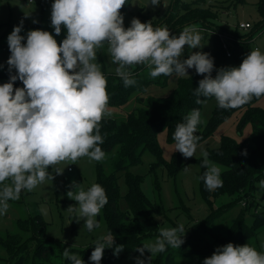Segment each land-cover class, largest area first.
Returning <instances> with one entry per match:
<instances>
[{"label":"clouds","instance_id":"clouds-1","mask_svg":"<svg viewBox=\"0 0 264 264\" xmlns=\"http://www.w3.org/2000/svg\"><path fill=\"white\" fill-rule=\"evenodd\" d=\"M125 4L126 0H54L51 26L57 36L62 28L67 33L61 43L40 29L29 30L23 43V21L7 37L11 53L7 65L9 72L14 69L16 74L0 84V215L7 213L8 201L18 200L23 190L32 191L46 179L53 180L50 167L69 161L76 164L83 157L97 162L105 158L100 146L104 142L101 121L112 113L107 79L97 62V51L105 45L126 88L136 84L130 69L145 65L153 79L173 73L188 76L187 70L194 68L204 78L193 94L214 97L220 109H236L264 96V52L259 48L251 50L238 67L217 69L213 78L214 58L209 53L194 52L181 60L185 46L200 48L202 36L195 26H185L177 36L165 26L154 27L133 18L125 28L121 14ZM159 4L160 0H151L152 6ZM17 80L23 87H14ZM202 102L196 100L197 104ZM184 121L176 125L173 139L175 151L190 158L199 140L195 133L201 123L200 110H191ZM242 154L247 155L246 150ZM201 155V167L207 169L201 177L206 188L213 191L222 187L221 169L209 160L207 151ZM63 170L57 168L55 173ZM258 187L264 191V180ZM67 196L78 204L68 211L77 212L88 231L100 227L96 217L108 203L100 184L93 183L85 190L73 183ZM185 233L183 224L161 227L155 241L137 251L143 255L147 250L151 261L167 246L180 248ZM113 245L110 231L96 241L90 260L100 264L105 248ZM123 248L116 246L114 255ZM63 256L71 264H84L70 248L64 249ZM136 264L146 262L136 258ZM203 264H264V252L248 244L228 243L217 247Z\"/></svg>","mask_w":264,"mask_h":264},{"label":"trees","instance_id":"trees-1","mask_svg":"<svg viewBox=\"0 0 264 264\" xmlns=\"http://www.w3.org/2000/svg\"><path fill=\"white\" fill-rule=\"evenodd\" d=\"M129 2L130 0H126L121 12L127 8ZM257 7L261 23H264V0H258ZM215 16L213 10L203 6L202 0L190 3L173 0L167 13L160 18L163 21L160 26L167 27L173 34L187 25L201 22L205 25L204 28L225 35L227 46L232 50L229 57L233 56L234 52L244 50L253 32L259 28L253 26L247 33L238 35L213 25L211 19ZM40 30L52 33L58 44L67 34L66 29L62 28L57 36L50 26L41 27ZM205 53L214 58V78L216 70L224 67L228 58L217 34L213 36V46L206 49ZM189 55L190 52H186L185 56ZM131 72L136 84L127 88L116 74L104 73L109 105L122 106L130 99H133V105L124 115L106 117L101 121L104 142L100 146L106 155L102 161H96V182L105 189L108 197V203L101 211L108 232L113 233L114 245L105 248L100 264H112L116 258L138 252L137 248L142 247L146 239L156 233L157 224L150 211L151 203L140 188L143 174L133 173L130 167L141 163L142 155L146 151L154 157L148 165V172L161 165L167 166L171 173L184 167L186 162L182 160L179 151L174 152L170 160L162 157L157 135L165 130L167 138L174 140L176 125L185 122L184 118L191 110L201 111L203 102L197 104L196 100L210 99L193 94L198 82L204 78L196 74L194 68L190 69L188 76H178L172 90L164 95L146 94V90L150 85L166 86L170 76L161 75L153 79L145 65H137ZM14 74L16 73H10L6 69L0 70V78L6 82H9L10 75ZM22 85L19 80L14 82V87ZM257 99L253 98L250 103L236 109H220L217 104L211 109L204 125V133L198 136L199 142L212 135L213 128L235 110H242L238 128L249 123L250 134L241 141L224 135L220 137L217 146L205 148L204 151L209 153V160L221 169L223 186L213 191H209L201 179L207 170L201 167L203 156L192 158L200 166L199 190L208 204L209 213L192 226L189 236L184 238L180 248L167 246L165 252L151 259V264H203V260L210 257L217 247L228 243L235 246L247 244L260 226L264 225V209L259 208L260 202L253 195L256 181L264 180V107L255 103ZM245 150L247 155L242 154ZM105 160L109 162L110 172L105 171ZM120 178L125 185L123 193L120 190ZM221 195L232 199L215 210L212 207L213 200ZM120 201H123V204ZM233 206H238L239 209L228 217L227 213ZM45 225V221L37 214L19 219L18 227L29 231L30 235L26 239H22L17 233L8 235L7 239L0 238V247L6 252V257H0V264H45L58 256L63 247L59 244L52 246L48 242L44 232ZM118 245L124 246L123 251L114 255ZM94 248L95 243L78 252L84 264H91L90 256Z\"/></svg>","mask_w":264,"mask_h":264},{"label":"rangeland","instance_id":"rangeland-1","mask_svg":"<svg viewBox=\"0 0 264 264\" xmlns=\"http://www.w3.org/2000/svg\"><path fill=\"white\" fill-rule=\"evenodd\" d=\"M172 1L160 0L158 6H152L151 0H130L127 8L121 12L124 17L125 28L130 26L133 18H138L141 22H151L153 26H160L163 22L160 18L167 13ZM192 1L194 0H178L180 3H190ZM257 1L202 0L205 8L211 9L216 13V16L211 19L212 24L215 26L222 27L230 32H236L238 35L248 32V30L238 28L237 25L240 22L248 21L252 24V27H259L253 32L244 50H240L238 53L234 52L233 56L226 59L224 68L238 67L248 53L255 48H259L264 52V23H261ZM53 2L54 0H0V65H3L0 70H9L7 60L11 53L7 37L13 31L14 26L19 25L23 21L21 35L25 36L23 43H26V35L29 30L40 29L44 26L52 27L50 17ZM34 20L38 22L34 23ZM157 20H160V22ZM187 26H195L202 39L200 48L190 49L185 46L181 60L188 58L185 56L186 52H190V54L194 52L205 53L206 49L213 46V31L211 32L209 29L203 30L202 27H205L203 23L194 22ZM182 30L183 28L172 35L178 36ZM230 52H232L231 49ZM97 62L100 64L103 73L116 74L115 69L118 65L112 62L106 45L97 51ZM136 66L131 69L136 68ZM12 72L15 73V70L13 69ZM188 72H190V69ZM177 77L174 73L168 78L167 85L163 87L150 85L146 90V94L164 95L168 93L174 87ZM3 83H6V80L0 78V84ZM19 87H23V85ZM255 103L264 107V96L258 98ZM215 104L217 102L214 97L202 103L200 111L201 123L195 133L197 136L204 133V125ZM132 105L133 99L128 100L122 106H108L112 113L111 116L118 117L124 115L126 111L132 108ZM241 114L242 110H235L219 122L213 128L212 135L197 142V149L193 157L185 158L182 155V160L186 162V165L178 168L174 173H171L168 167L164 165L157 166L153 171L148 172V165L154 160V157L147 151L143 153L141 163L130 167V171L133 173L143 174L140 188L151 203L150 211L157 224L156 233L147 238L146 243L155 241L159 236L161 227H178L180 224L184 225L186 232L183 239L187 238L192 226L197 221L204 219L209 213L208 204L204 201L199 190L200 166L192 158L201 156L205 148L217 146L221 136L227 135L237 141L247 138L250 134L251 126L247 123L242 128H238ZM157 142L162 157L165 160H170L174 152H176L175 141L169 140L166 131L162 130L157 135ZM70 163V161L63 162L50 167L48 172L53 175V180L46 179L44 183L39 184L32 191L23 190L18 200L8 201L9 208L7 213L0 215L1 239H7L8 235L15 233L19 234L22 239L29 237V231L21 230L18 227V220L21 218H28L37 214L45 221L44 232L48 242L52 246L59 244L63 247L59 251L60 254L58 256H55L52 261H48L45 264H71V261L66 260L63 256L65 248H70L72 253L79 256V251L96 243L98 239L109 233L102 211L96 217L100 227L94 228L91 232L84 227V221L77 212L68 211L70 206L78 208V204L67 196V192L73 190V183L79 184L85 190L93 183H97L96 161L83 157L78 159L76 164ZM103 165L105 171L110 172L109 162L105 160ZM57 168L64 170L62 173L57 174L55 173ZM185 168L188 170L185 171ZM5 183H10V181H5ZM119 184L123 193L125 185L122 178L119 179ZM258 184L259 181L254 184L253 195L260 202L259 208L264 209V191L258 187ZM231 199L227 195H221L213 200L212 207L217 210ZM120 203L123 204V201H120ZM238 209V206H233L227 216L235 214ZM247 244L259 252H264V225L260 226L255 236L250 238ZM150 256L151 254L145 250L143 255L140 252H136L116 258L112 264H136V258L145 260L146 264H151V261L148 260ZM0 257H6V252L2 247H0ZM30 259H32V255ZM91 264H94V262H91Z\"/></svg>","mask_w":264,"mask_h":264},{"label":"built area","instance_id":"built-area-1","mask_svg":"<svg viewBox=\"0 0 264 264\" xmlns=\"http://www.w3.org/2000/svg\"><path fill=\"white\" fill-rule=\"evenodd\" d=\"M237 26H238V28H240V29H242V30H249V29L252 27V24H251L250 22H248V21H245V22H240V23H238ZM202 29H203V30H206L207 28L202 27ZM209 30H210V29H209ZM210 31H211V30H210ZM211 32H212V31H211ZM212 33L218 35V37H219V39H220V41H221V46H222V48L224 49L226 56L229 57V56L231 55V52H230V50H229V48H228V46H227L228 44H227V42H226V37H225V35L222 34V33H220V32H216V31H213Z\"/></svg>","mask_w":264,"mask_h":264},{"label":"water","instance_id":"water-1","mask_svg":"<svg viewBox=\"0 0 264 264\" xmlns=\"http://www.w3.org/2000/svg\"><path fill=\"white\" fill-rule=\"evenodd\" d=\"M188 70H189V69H188ZM188 70H187V71H188Z\"/></svg>","mask_w":264,"mask_h":264},{"label":"crops","instance_id":"crops-1","mask_svg":"<svg viewBox=\"0 0 264 264\" xmlns=\"http://www.w3.org/2000/svg\"><path fill=\"white\" fill-rule=\"evenodd\" d=\"M245 22V21H244Z\"/></svg>","mask_w":264,"mask_h":264}]
</instances>
